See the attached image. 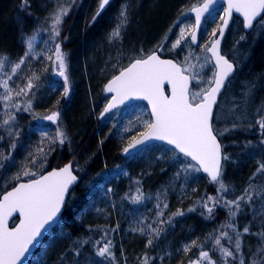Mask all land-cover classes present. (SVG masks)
Listing matches in <instances>:
<instances>
[{"label":"trees","instance_id":"16d2710c","mask_svg":"<svg viewBox=\"0 0 264 264\" xmlns=\"http://www.w3.org/2000/svg\"><path fill=\"white\" fill-rule=\"evenodd\" d=\"M181 1L183 0H111L95 23H92L99 0H76V10L67 25V29L71 32L61 46L63 52L68 54L66 57L68 64L73 65V81L76 86L73 88L71 103L58 92L52 93L51 96L46 94L51 84L58 83L56 85L58 89L64 87V82L60 84L53 77L52 71L56 68V64L53 44L48 35L41 36L46 39L45 42L44 39L41 40L42 43L44 42V51L33 57L29 65L23 66L17 75V77L24 76L27 80L32 78L33 73L39 76L38 80H32L35 93L31 92V96L35 99L31 98L33 101L30 102L41 114L55 110L67 116L66 125L73 130L75 136L71 147L66 143L64 146L57 145L68 151L61 156L60 162H48L41 172L60 166L63 160L69 159L73 161L74 172L80 177L79 182L71 190L72 198L68 206L64 208L58 223L48 233L29 264H61L62 255L64 264H75L71 249L74 242L79 243L83 240H89L90 243L85 244L81 256L75 258L79 260V264H108L107 261L94 255L91 243L100 239L105 231L113 242V251L118 264H124L125 258L127 264H138V258L144 251L155 258L151 264H173V260L177 261L185 245L196 241L199 246L203 242V237L211 230L210 221H207L210 217L206 209L201 206L195 207L194 211L188 209L192 208L196 200L202 204L207 196H216V183L209 182L200 172H184L176 160L168 158L172 153L169 152L170 147L165 144H152L136 155L124 157L122 150L131 141L130 133L120 134V131L112 128L107 132L104 131L97 142L96 130L101 119L90 117L91 99H96L98 95L102 99L106 98L101 89L103 83L131 59L139 58L141 55L127 59L119 67L106 74L103 73L116 59L124 42L123 49L141 46L145 48L144 55L157 51L165 57L182 59L183 51L180 48L173 51L159 50L158 43L152 48L148 47L150 40L160 37L165 23ZM200 1L202 0H193L187 6L192 7ZM43 2L44 0H28L29 6L22 10V0H0V54L7 55L9 58L7 63L18 62L26 50V39L33 31H38L51 23L50 20H46L49 15H45L41 7L45 4ZM122 2H127L134 8L132 27L125 34L124 40L120 36L109 39V34L118 22ZM219 10L213 12L216 14ZM219 22L217 16L212 32ZM212 32L206 37H200L199 43L205 46L212 37ZM241 35L246 39L241 41ZM237 41H240L239 44L236 43ZM232 44L245 53H250V56L246 57V78L248 77L249 80L251 75L255 78L264 77V27L256 24L246 33L242 30L241 21L238 18L233 19L222 44V51L228 58H230L228 50ZM187 48L194 49L190 44ZM49 56L52 57L51 60L47 59ZM24 68L25 72H23ZM236 73L227 84V89L224 90L216 107L215 115L225 100L231 108L239 105L236 108L239 112L238 117L228 118L226 121H219L216 117L213 121L215 129L219 130L220 126H223V129H230L222 136H218L222 153H226L230 158L223 161L224 180L232 188V192L226 194L227 199L241 194L249 183V177L256 171L257 162L264 161V144L261 143L264 135L258 126L251 128L247 126L249 122L255 123L256 114L250 115V108L241 99L236 98L237 91L234 88ZM41 99H46V104H43ZM128 109L129 107H122L115 112L122 113ZM241 112L244 118H241ZM143 119L150 120L146 107H144ZM233 123L238 127L233 129ZM34 127L35 125L31 127V132H35ZM144 129L145 124H140L133 135L138 136ZM36 135L38 136L37 133ZM34 137L35 135L32 141H35ZM45 143L47 148L51 145L50 142ZM251 151L254 152L252 155H246ZM161 156L164 158L160 159ZM180 159L188 161L182 155ZM178 171L180 175L177 177ZM41 172H37L35 176ZM255 183H264V178L258 176ZM137 188L140 189L144 199L140 203H133L131 197L140 194L137 193ZM255 199L256 204L253 207L245 205L243 211L237 213L234 221L237 231L242 232L246 225L250 226L253 233L264 227L260 216L253 214L259 213L264 207V192ZM158 202L160 208L156 207ZM164 203H167L168 208H163ZM178 209L183 211L184 215L174 216L171 218V223L159 225L164 232L155 241L154 247L145 249L146 237L131 229L141 220L143 225L140 226L152 223L153 227H156L157 220H167L170 214ZM158 211H163L164 215L157 217ZM214 212L219 213L218 215L227 214V210L221 207H216ZM112 229L116 230L113 232ZM227 232L231 236L235 234L231 229H227ZM243 240L247 248L249 246L256 248L258 244V237L255 235L245 234ZM193 248L197 247L191 249ZM122 249L124 257H121ZM160 257L163 259L161 260Z\"/></svg>","mask_w":264,"mask_h":264},{"label":"snow or ice","instance_id":"6c2138e0","mask_svg":"<svg viewBox=\"0 0 264 264\" xmlns=\"http://www.w3.org/2000/svg\"><path fill=\"white\" fill-rule=\"evenodd\" d=\"M110 2L111 0H99L97 11L92 17V23H95ZM217 2L218 0H206L203 4L193 6L190 9L191 12L195 13L196 28H199L204 14L209 13L210 8H214ZM226 3L227 7L223 9V16L219 18L221 23L217 24L216 29L212 32V36L216 38L210 47H206V51L210 52L212 54L211 58L215 60L211 78L205 80L204 75L189 73V68L194 67L193 65L182 67L180 63L174 62L171 59H161L155 51L144 55L143 49H141L140 58H134L127 67L121 68L119 74L114 75L105 85L106 92L114 93V95L100 114L103 118L126 100H147L151 105V116L153 119L144 122L147 130L140 133L139 137L133 136L128 146L123 149V152L129 154L130 149L144 146L147 142L153 140L166 142L172 146L169 149L172 156L168 158L176 160L184 172H200L202 170L208 174L211 182L218 185L216 188L217 195L207 196L202 201V207L207 210L209 217L213 214L215 207L226 209L229 219L223 227L235 232V240L233 241L232 236L227 231H220V235L214 239V245L218 249L219 258L213 259L210 251L201 250L197 260H189L188 264H201V261H205L207 264H264V227L260 231L253 233L250 226L246 225L241 232L236 230L237 226L234 222L237 213L243 211V206L253 207L256 204L255 197L264 192V183H255L258 176L264 178V161L257 162L258 167L252 176L249 177V183L241 194L232 199H227L226 194L229 189L222 178V161L229 160V156L226 153H222V145L217 137L222 136L225 132L230 131V129L225 128L221 132L213 126V121L216 118L214 107H218V97L222 96L223 90L227 89V84L231 82L230 77L238 64L237 61H230L225 55L221 54L219 50L221 38L225 34V29L229 27L234 12L243 17V27L245 29H253L256 24L264 27V0H226ZM75 4L76 0H59L53 11L46 17V20H50L51 22L50 28L53 41L60 36V28L64 22V18ZM28 6V0H22L21 9L23 10ZM118 20L119 23L109 34V39L119 37L121 25L128 23L127 6H122ZM177 26V24L173 25V27ZM171 31L172 29L170 28L169 32ZM217 32L219 33L218 36ZM167 39L166 35L165 40ZM245 39L244 35L240 36L241 41ZM33 40L34 37L26 39L25 52L18 62H14L11 66L13 74L20 69L21 65L25 64L26 59L31 58ZM183 41H185V28H180L177 39L172 44V49L181 47ZM191 41L193 43L197 41L195 32L191 33ZM239 42L237 41L236 43L239 44ZM158 47L162 48L163 45L161 44ZM54 55V63L59 68L58 74L64 78V96L67 97L70 90L66 74V57L68 54L61 50L60 43H55ZM247 56H250V53H246L245 57ZM211 58L206 57L205 60ZM47 59L51 60L52 57L49 56ZM187 59L188 57H185V60ZM8 60L9 58L6 54H0V69L6 66ZM10 79H12L11 76L8 77V80ZM33 79L38 80L39 76L33 73L32 78L29 79L26 85L27 90L33 88ZM261 79H264V77ZM8 80L0 81V85L9 93V95L0 97L3 100L11 99L10 93L12 90L8 87ZM190 84H192L191 88ZM166 86H170V91H167V93ZM197 88L199 90H196ZM255 89V81L250 82L248 91L245 93L246 106L254 109L256 113L255 123L249 122L247 126L249 128L258 126L262 135H264V102H261L258 106L256 105ZM22 93L27 95V92L23 88L16 94L20 95ZM16 107L19 110V106L17 105ZM238 107L239 105H234L233 110ZM30 109L31 102L29 101L23 110L29 111ZM240 115L241 118H244L243 112ZM58 116V112H53L51 115L45 117V119L55 122ZM15 119L14 115L8 114V119L3 120L0 123V127L10 125V121L14 122ZM236 127L238 125L233 123L232 128ZM6 131L9 136H19V132H13L10 126ZM2 139L3 136H0V140ZM68 140L67 134L58 128L57 134L52 138L50 144L55 145L58 142L59 145L64 146ZM261 143L264 144V139L261 140ZM10 146L14 149L16 144L10 142ZM55 150V147H49L47 151L42 147L39 148L37 154L34 155L32 164L36 165L38 160L39 167L43 169L47 166L49 155ZM30 155L33 154L30 153ZM181 155L184 158H190V160L187 162L181 160ZM8 158L5 157V159ZM159 158L163 159L164 156ZM2 167L3 164L0 163V168ZM73 171V161L69 160L63 167L53 168L46 174L40 175L39 178L30 179L27 183L16 184L10 191L3 194L2 199H0V264H22L25 255L30 252L31 247L35 246L40 237L43 236L46 226H51L57 221L59 215L62 213V209L68 206L72 198L71 187L77 181V176L73 174ZM22 174L24 176L36 175L35 172L27 170L23 171ZM176 175L178 177L180 172L178 171ZM19 178L20 174H17L12 179L19 180ZM137 183L139 184V181ZM137 193H140L139 188H137ZM131 199L133 203H140L144 197L140 193L131 197ZM209 202L212 203L213 207H209ZM156 207L160 208L159 202ZM163 208H168L167 203L163 204ZM188 211H194V209L189 208ZM13 213H19V223L9 228V218L12 217ZM253 214L259 215L262 224H264V207L261 208L259 213L254 212ZM163 215V211L156 213L157 217ZM182 215H184V212L178 209L176 212L171 213L167 220H157L156 227H153L152 223L140 226L143 225V220H141L131 230L139 232L141 236L146 237L144 247L148 249L155 246V241L164 232V229L159 225L171 223L172 217ZM117 227L119 226L117 225ZM115 230L112 229L111 231L114 232ZM245 234L258 237L255 251L249 248L247 261L242 242V237ZM221 238H227L232 247L224 246L221 243ZM88 243H90L89 240H83L79 243L74 242L71 252L75 264H79V260L75 258L81 256L83 246ZM91 243L96 257L107 261L108 264H118L115 252L113 251L114 245L107 231H105L100 239L91 241ZM192 247H198L196 241H192L190 245H185L183 251L188 252ZM121 257H124L123 249L121 250ZM153 259L155 258L149 256L147 251H144L138 258V264H151ZM160 259L162 260L163 257H160ZM60 260L61 264H64L63 255ZM124 264H127L126 258Z\"/></svg>","mask_w":264,"mask_h":264},{"label":"rangeland","instance_id":"374dc122","mask_svg":"<svg viewBox=\"0 0 264 264\" xmlns=\"http://www.w3.org/2000/svg\"><path fill=\"white\" fill-rule=\"evenodd\" d=\"M191 1L193 0H183L179 4H177L172 16L165 23V28L162 30V34L160 35V37L159 38L155 37L153 40H150L149 42L147 41L150 44V46L148 45V47L152 48L154 45H156V43H158L157 44L158 46L161 44L163 45L162 48L158 47L159 50L173 51L174 49H172V44L177 39V35L180 31V28H185V41H183L181 47H179L181 51H183L182 59H176V60L182 65V67H188V65H193L194 67L189 68V73L193 75H196V74L204 75L205 80H207L211 78L212 76L213 65L210 59L205 60L206 57L210 58L206 52V47H208L209 43L212 41L213 36L210 38L209 42L205 46L199 43V40H198V43L194 47V49L188 50L187 46L190 44L189 37L192 31L193 19H192V16L189 14V9L191 7L187 5ZM58 2L59 0H46V1L44 0L43 3L45 4H42L41 7L43 8L45 15L47 14L49 15V13L53 11L54 7L58 4ZM128 4L129 3L124 2L121 5V8L122 6L128 7V23L125 25H121V28H120V37L123 40L125 38V34L127 33V31H129L132 27L131 24H132L134 8L131 7L130 4L129 5ZM75 10H76V6L72 7L69 14L64 18V22L60 28V36L57 37L55 41H53L52 39L50 24L47 25V27H43V28H40L38 31L32 32L30 37H34V40H33V52L31 54V58L26 59L25 64L21 65L20 69H18L15 74L11 72V66L13 63H6V66L3 69H1L0 81L8 80V77L11 76L12 79L8 80V87L12 91L10 93L11 95L10 100H3L2 98H0V123H2L3 120L8 119V114L14 115L16 119L14 122L10 121V125H5L3 127H0V136H3V139L0 140V163L3 164V167L0 168V193L6 190L7 186H9L12 182L18 181V180L12 179L15 175L20 174V178H19L20 180V179L30 177V176H24L22 174L23 171L25 170L30 171V172H35L37 174V172H41L45 168L44 167L43 169H41L39 167L38 160H37V164L33 165L32 160L34 158V155L37 154L39 148L42 147L44 148L45 151H47L49 147H55L59 145V143L57 142L55 145L51 144L47 148L46 143H45L46 141L50 142L52 138L56 136L58 128L63 130L67 134L69 140L66 141L65 143L68 144L69 147H71L72 144L74 143V137H75L74 132L66 125L67 116H65L64 114H60L59 111H55V110L41 114L40 112L36 110V107H34L32 103H31V109L29 111L23 110L27 106L29 101L31 102L33 101L31 99L33 98L31 96V92L32 93H35V92L33 88L31 90H27L26 85L28 84L29 80L24 79V76L17 77V75L20 73L23 66L26 67L29 65V62L32 60L33 57H36L40 52L44 51L43 43L45 42L46 39L42 37H47L48 35V38L51 39V43L53 44V52H55V43H60L61 46H63V43L66 41L67 36H69V33L71 32L67 29L68 28L67 25L71 17L73 16ZM221 14H222V9H220L218 13L216 14L215 12H213L212 14L208 15L204 19L202 26H201L199 38L200 37L203 38L211 34L213 26L216 22V17L218 16L220 18ZM117 21H118L117 22L118 24L119 20ZM174 24H177L178 26L173 27ZM170 28L172 29L171 32H169ZM166 35L168 37L167 40H165ZM43 39H44V42L42 43L41 40ZM123 40L122 42H124ZM41 43H42V46H41ZM124 43L122 44L123 48L125 45ZM123 48L117 54L116 59L112 61V63L103 71V73L106 74L108 71H111L119 67L127 59L129 60L133 57L139 56L141 54V49L143 50L145 49L144 47L142 48L141 46L139 47L135 46V48H131V49H123ZM228 54L230 55V59L232 61L234 60L238 62L236 66L237 67V73H236L237 78H236V83L234 85V88H236V91H237L236 98L241 99L242 102L245 104L244 102L246 99L245 93L248 91L250 82L255 81L256 89L254 91V96H255L256 105L258 106L261 102H264V80H262L260 77L255 78L252 75H251V78H249V80L247 79L248 77L246 78V71H245V68H246L245 54L246 53L245 51L237 48L235 45L233 46L232 44L230 46V49L228 50ZM185 57H188V59L185 60ZM54 60H55V55H54ZM66 64L68 65L66 68V74L68 76L69 89H70L67 100L70 101L69 103H71V101L73 100V88H75L76 85H75V82L73 81L74 80L73 65H70V63L68 64L67 59H66ZM204 65H206V67H204ZM55 67L56 68L52 71L53 77L57 79L56 82H60V84H62V82H64V78L58 74L59 68L57 64ZM24 70L25 68L23 69V72H25ZM75 73L76 71L74 72V74ZM193 83H195V81H193ZM56 85H58V83H55L54 85L51 84L49 86L50 88L48 87L49 91L46 93L48 96H51L52 93H57V92L58 94L64 95V87H59L58 89V86L56 87ZM102 86H101V89H102ZM22 88L25 89V91L27 92V95L23 93L20 95L16 94ZM196 90H199V89L197 88ZM4 95H9V93L5 90V88L2 85H0V97H3ZM106 100H107V96L105 99H102L100 95H98L96 99L94 98L91 99V102H92L91 104L92 108L90 109L91 119L98 117L97 115L100 113L101 108ZM41 101L43 104H46V99H41ZM225 102L227 101L224 100L223 103H221L217 111V114H216V117L219 121H226L228 118L238 117V113H239L238 110L236 109L233 110V108H231V106L229 104H226ZM17 105L19 106V110L16 107ZM144 107L145 106L143 104L138 103V104L129 106V109L126 111H123L122 113H116L114 111L110 114H107L105 117L101 119V123L96 130L97 142L99 141V139H101L102 137L101 134L104 131L107 132L108 130L112 128L116 129L117 131H120L121 132L120 134L124 132H128L130 133L129 136L133 137L134 136L133 134L137 131L140 124H145L144 122L146 120L143 119ZM53 112L59 113V116L57 117L56 122L50 123V122L44 121V118L48 114L53 113ZM249 112H250V115L256 114L254 109L252 108H250ZM33 124L35 125L34 127L35 132L33 130H32L33 132H31V127L34 126ZM9 126L11 127L13 132L18 131L19 136H15V135L9 136L6 131V129ZM220 127L221 128L219 130L223 132L224 130L223 126H220ZM36 133L38 134V136L36 135ZM33 135H35L34 137L35 139H33L35 141H32ZM75 135L78 136V134H75ZM10 142L16 144V147L14 149L11 148ZM60 149H61V146H57L55 152L54 153L52 152L49 155L48 162H52V161H54V163L56 161L60 162L61 156H63V154L65 155L68 153V151L66 152L64 148H62L61 150ZM30 153H32L33 155H30ZM252 153L254 152L253 151L248 152V154L246 155H252ZM5 157H9V158L5 159ZM68 160L69 159L63 160L62 163ZM222 178L224 180V172H223ZM224 182L227 185L225 180ZM227 186L229 189L228 193H231L232 192L231 186L230 185H227ZM198 206L202 207V204H200L199 200H196V203H194L192 208L194 209L195 207H198ZM209 207H213L211 202H209ZM218 214L219 213L216 214L215 212H213L210 219L207 220L208 222L210 221L209 226L211 227V230L208 233H206L205 237H203V242H201V244L197 248H193L189 250L188 252L181 251L179 253L180 255L177 261H175V259L173 260L174 261L173 264H176V263L178 264V262H180V264L183 262H185L184 264H188L189 260L195 261L197 260L199 256V252L201 250L210 251V254L213 256V259L219 258V252H218L217 247L214 245V239L220 235V231H227L228 228H224L223 225H225V223L228 221L229 218L226 213H220V215ZM232 238L234 241L235 234L232 235ZM243 239H244V236L242 237L243 251L245 253V259L247 261L249 248L251 247L249 246L247 248L246 243H244ZM221 243L226 247H232V245L229 243L227 238H221ZM251 249L252 251H255L254 250L255 247ZM201 264H207V262L201 261Z\"/></svg>","mask_w":264,"mask_h":264},{"label":"water","instance_id":"95a60500","mask_svg":"<svg viewBox=\"0 0 264 264\" xmlns=\"http://www.w3.org/2000/svg\"><path fill=\"white\" fill-rule=\"evenodd\" d=\"M204 2H206V0H202L201 2H199L198 4H196V5H194V6H199V5L203 4ZM192 7H193V6H192ZM192 7H191V8H192ZM226 7H227L226 0H218V2L216 3L215 7H214V8H210V12H209V13H205V14H204V17L201 18V24H200L199 28H196V27H195V13L190 11L191 8L189 9V14L192 16V19H193V26H192V31H191V33H192V32H195L196 35H197V41H196L195 43H193V42L191 41V33H190L189 40H190V45H191L192 47L196 46L197 43H198V39H199V34H200L201 26H202V23H203L205 17H206L208 14H210L212 11H214L216 8H222V16H223V9L226 8ZM234 18H239V19L241 20V23H242V30H243L244 32L247 33V32H249V31L251 30V29H245V28L243 27V17L240 16V14L234 12V13H233V19H234ZM233 19L230 21V23H229V27H230V25H231ZM220 23H221V21H220ZM229 27H228L227 29H225V34H224L223 38H221V43H220V45H219V50H220V52H221L222 55H225V54L222 52V44H223V40H224V38H225V36H226V34H227V32H228ZM218 35H219V33L217 32V36H218ZM215 38H216V37H214L213 40H214ZM213 40L211 41V43L213 42ZM211 43L208 45V47L211 46ZM155 52H156L157 55L160 56L161 59H165V60H167V59H171V60H173L174 62H177L175 59H173V58H171V57H164V56H161L157 51H155ZM206 52H207V51H206ZM150 53H151V52H150ZM150 53H149V54H150ZM207 54H208V56L211 58L212 54H211L210 52H207ZM225 56H226V55H225ZM226 58H228V57L226 56ZM228 59H229V58H228ZM132 60H133V59H132ZM132 60H131L126 66H124V67H127V66L132 62ZM210 60H211L212 65H214V64H215V60H214V58H211ZM229 60H230V59H229ZM230 61H231V60H230ZM235 71H236V68H235ZM235 71H234V73L232 74V76L230 77V79L234 76ZM118 74H119V71H118L117 73H115L114 75H118ZM185 74H188V73H185ZM114 75H113V76H114ZM113 76H111L109 79H107V80L104 82V84H103V92L108 96V99H107V101L105 102V104L103 105V107H102V109H101V111H100V113H99V115H98V119H101V118H102L101 115H100L101 112L103 111L104 107L106 106V104L108 103V101L111 99V97L114 95V93H107L106 90H105V85L108 83L109 80L112 79ZM190 88H191V84H190ZM167 91H170V86H166V93H167ZM223 92H224V90H223ZM68 95H69V94H68ZM220 97H221V96H220ZM220 97H218V102H219V100H220ZM67 98H68V96L65 97V99H67ZM135 103H142V104L146 105L147 110H148V113H149V116H150V120L153 119V117L151 116V105L148 103L147 100H143V99H130V100H126L123 104L118 105V106H117L116 108H114L112 111H114L115 109H117V108H119V107H122V106H130V105L135 104ZM215 110H216V107H214V113H215ZM112 111H111V112H112ZM51 114H52V113L48 114L47 116H49V115H51ZM106 115H107V114H106ZM47 116H46V117H47ZM44 121H46V122H50V123H55V122H56V121H55V122L48 121V120H46L45 118H44ZM146 130H147V129H145L144 131H146ZM144 131H143V132H144ZM137 137H139V135H138ZM217 139H218V137H217ZM218 140H219V139H218ZM130 142H131V141H130ZM130 142H129V143H130ZM129 143H128V144H129ZM155 143H158V144H166V145H168L166 142L153 140V141L147 142L144 146H138V147L135 148V149H130L129 154H125V153L123 152V150H122V155L125 156V157H127V156H131V155H135V154L139 153V152H140L142 149H144L145 147H147V146H149V145H151V144H155ZM128 144H127L125 147H127ZM168 146H170V145H168ZM125 147H124V148H125ZM170 147H172V146H170ZM221 151H222V148H221ZM188 159L190 160V158H188ZM68 162H69V161H66V162H64V163H63L62 165H60V166L52 167V168H50V169H48V170L42 172L40 175H42V174H46L48 171H51L53 168L63 167V166H64L66 163H68ZM192 163H195V162H192ZM200 172H201V173H202V174L208 179L209 182H211V181H210V177L208 176L207 173H204L202 170H201ZM73 174L77 176V181H76V182L74 183V185L71 187V190H72V188H73V187L79 182V180H80V177H79L74 171H73ZM40 175H38V176H36V177H34V178H31V179L39 178ZM29 180H30V179H27V180H19V181H17L14 185H16V184H20V183H27ZM14 185H13V186H14ZM13 186H12V187H13ZM12 187H10L9 189H7V190H5L4 192H2V193L0 194V199H2L3 194H5L7 191H10V190L12 189ZM63 210H64V209H62V212H63ZM61 214H62V213H61ZM61 214L59 215V218H60ZM59 218H58V219H59ZM58 219H57V221H56L54 224H52L51 226H46V231L43 232V236L40 237L39 241L35 244V246L31 247L30 252H28V253L25 255V257L23 258L22 264H29L30 260H31L32 257L35 255L36 251L40 248L41 243H42L43 240L46 238L47 234H48V233L50 232V230H51V229L57 224ZM18 223H19V213H13L12 217L9 218V228L14 227V226H15L16 224H18Z\"/></svg>","mask_w":264,"mask_h":264}]
</instances>
